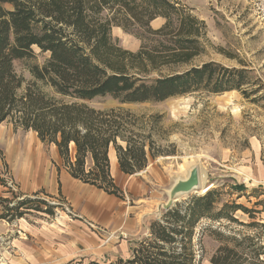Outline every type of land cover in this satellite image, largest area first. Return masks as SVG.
Returning <instances> with one entry per match:
<instances>
[{"label":"trees","instance_id":"trees-1","mask_svg":"<svg viewBox=\"0 0 264 264\" xmlns=\"http://www.w3.org/2000/svg\"><path fill=\"white\" fill-rule=\"evenodd\" d=\"M161 16L165 22L153 28L151 22ZM115 25L135 33L142 46L134 51L120 45L112 35ZM206 32L205 21L181 0H0V125L10 122L36 132L57 147L72 177L120 196L111 169L112 146L119 169L128 175L166 152L155 151V126L146 133L145 123L131 109H101L91 101L109 96L120 104L148 103L229 90L251 97L259 91L250 88L245 67L214 60L193 64L205 51ZM34 46L49 56L32 67L34 79L25 84L14 61L33 55ZM163 69L167 72L162 74ZM39 194L0 197V219L54 214L53 203ZM237 211L253 218L257 212L237 200L223 201L217 188L178 201L152 218L129 256L111 264H200L194 236L201 220L264 227L239 221ZM203 230L213 231L221 242L211 256L213 264H264L260 234H224L210 224Z\"/></svg>","mask_w":264,"mask_h":264},{"label":"rangeland","instance_id":"rangeland-1","mask_svg":"<svg viewBox=\"0 0 264 264\" xmlns=\"http://www.w3.org/2000/svg\"><path fill=\"white\" fill-rule=\"evenodd\" d=\"M181 3L204 20L207 27L202 39L205 51L195 57L193 64L214 60L230 67H245L249 70L250 88L259 91L251 97L239 90H229L196 91L148 103L120 104L109 96L91 101L101 109L120 105L131 109L145 123L146 133L155 126V151L170 153L150 158L146 169L134 175L125 174L119 167L112 170L121 195L112 194L113 201H104L114 211L124 209L129 219L138 217L128 229L126 225L119 229L99 219L96 214L102 208L96 209V201L88 199L95 187L76 181L83 189L74 186L62 190L59 183V190V172L66 168L55 145L44 143L32 130L2 123L0 197L34 196L39 192L55 207L54 214L34 212L12 222L0 219V264H111L121 255L128 256L131 245L147 233L152 218L162 216L163 206L169 200L168 189L185 178L193 166L206 169L207 182L213 184L209 190L219 189L223 201L237 200L257 211L254 218L237 211L239 221L264 223V0ZM164 22L161 16L151 26L157 29ZM112 30L114 40L124 48L137 51L142 46L141 39L132 31L119 25ZM48 56V52L34 46L33 55L14 61L17 73L26 79L25 84L34 79L32 67L43 64ZM166 72L163 69L162 74ZM236 185L245 188L238 191ZM206 192L197 189L179 198L182 201ZM92 210L96 211L94 216ZM209 224L212 230L224 234H260V243L264 244V227L201 220L194 236L200 264H213L211 256L221 243L213 231L203 230ZM52 253L55 258L49 261L39 259Z\"/></svg>","mask_w":264,"mask_h":264},{"label":"crops","instance_id":"crops-1","mask_svg":"<svg viewBox=\"0 0 264 264\" xmlns=\"http://www.w3.org/2000/svg\"><path fill=\"white\" fill-rule=\"evenodd\" d=\"M109 154H110V159H111V169L114 171L118 168V157H117V153L115 152V150L113 149L112 150V147L110 148V151H109ZM76 181H79L80 183L84 184V185H88V184H85L83 182H81L80 180L76 179L75 177H72L71 174L69 173L68 170H64V171H61L59 172V178H58V186H59V190H60V187L62 186V190L66 189V190H69L70 188H73L75 186L76 189H83V187H80L79 185H77ZM61 186H60V184ZM90 185V184H89ZM88 185V186H89ZM52 186H53V189H55L56 187L53 185L52 183ZM91 187H95L93 185H90ZM95 192H91V194L88 196V199H94L96 202L94 203L96 209L101 207L102 208V211L99 210V212L96 214L99 219L102 220V222L105 224H109L113 227H117V228H121L123 227L124 225H126L127 229L128 227L130 226H133L136 224V221H137V218L138 217H134V218H128L126 217V215H124L125 213V210L124 209H120L119 210H113L112 209V206H110L109 204H106L105 203V199L106 200H109V201H113L112 200V194L106 192L105 190H101L97 187H95ZM65 193V192H64ZM26 195V194H25ZM29 195V194H27ZM26 195V196H27ZM104 203L107 205L104 207ZM79 204L80 208L82 207L80 203H77ZM95 212L96 211H93L92 210V215L94 216L95 215ZM87 222V221H86ZM87 224H89L87 222ZM131 252V250H130ZM130 255V254H129ZM128 255V256H129ZM122 257H127V256H119L117 259L119 258H122ZM55 258L54 256V253H52V255H50L49 257H46L45 255H42L40 256L39 259H42L41 262L45 261V260H51ZM116 259V260H117ZM115 260V261H116ZM115 261H111L110 263H115Z\"/></svg>","mask_w":264,"mask_h":264},{"label":"water","instance_id":"water-1","mask_svg":"<svg viewBox=\"0 0 264 264\" xmlns=\"http://www.w3.org/2000/svg\"><path fill=\"white\" fill-rule=\"evenodd\" d=\"M199 172L200 168L198 166H193V168L190 170L189 174L185 178L178 179L175 184L172 186V189L169 193V200L166 204H164L163 208L165 210L171 208L176 204V202L180 201V196L183 193H188L190 191H193L194 188L199 183ZM137 173H140L137 172Z\"/></svg>","mask_w":264,"mask_h":264},{"label":"bare ground","instance_id":"bare-ground-1","mask_svg":"<svg viewBox=\"0 0 264 264\" xmlns=\"http://www.w3.org/2000/svg\"><path fill=\"white\" fill-rule=\"evenodd\" d=\"M200 156V155H199ZM181 166H183V164H181ZM200 168V172H199V183L197 184V186L194 188V190L193 191H197V189H200V191L202 192V193H204V192H206V191H208L212 186H213V184H208V182H207V171H206V169L205 168H203V167H199ZM191 170V169H190ZM189 170V171H190ZM182 176V175H181ZM180 176V177H181ZM187 177V176H186ZM171 189H172V187H170L169 189H168V193H170V191H171Z\"/></svg>","mask_w":264,"mask_h":264},{"label":"built area","instance_id":"built-area-1","mask_svg":"<svg viewBox=\"0 0 264 264\" xmlns=\"http://www.w3.org/2000/svg\"><path fill=\"white\" fill-rule=\"evenodd\" d=\"M92 227L96 228L95 224H93L92 222L89 223Z\"/></svg>","mask_w":264,"mask_h":264}]
</instances>
